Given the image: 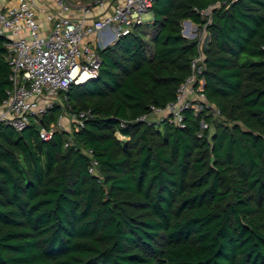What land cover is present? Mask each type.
Wrapping results in <instances>:
<instances>
[{
	"label": "trees",
	"instance_id": "16d2710c",
	"mask_svg": "<svg viewBox=\"0 0 264 264\" xmlns=\"http://www.w3.org/2000/svg\"><path fill=\"white\" fill-rule=\"evenodd\" d=\"M153 13L39 123L0 124V264H264V0H157ZM185 20L206 25L198 76L221 116L137 120L192 74L199 40L183 37ZM6 56L0 36V105ZM63 111L86 112L84 126L42 139Z\"/></svg>",
	"mask_w": 264,
	"mask_h": 264
},
{
	"label": "built area",
	"instance_id": "2783aa9c",
	"mask_svg": "<svg viewBox=\"0 0 264 264\" xmlns=\"http://www.w3.org/2000/svg\"><path fill=\"white\" fill-rule=\"evenodd\" d=\"M7 1L0 0V36L7 49L11 87L0 105V124L21 132L31 123H39L54 104H61L60 96L71 84L97 78L102 66L99 51L153 22V5L157 0H91L89 4L81 0H53L56 11L47 15L52 25L45 34L41 32L32 5L19 0L17 5L8 6ZM96 7L100 9L98 14L94 13ZM213 8L201 11L208 23ZM182 26L183 37L199 40V53L192 60V74L180 85L176 101L165 108L151 106V112L137 120L149 123L168 120L184 128V113L190 108L195 113L206 110L213 118L221 116L218 107L204 93L205 80L198 76L205 59L203 49L209 39L206 25L199 27L185 20ZM94 35L98 39L93 44L88 39ZM69 114L74 121L73 128L84 126L86 112ZM63 118L64 114L49 127L41 125V138L50 140L56 130L72 132L73 128L68 130L64 126ZM132 121H121V127H127ZM204 130H209L211 137L214 126L202 119L199 137ZM116 136L121 140L128 138L120 130ZM86 153L92 158L90 172L97 173L98 161L93 158V150Z\"/></svg>",
	"mask_w": 264,
	"mask_h": 264
},
{
	"label": "crops",
	"instance_id": "0c3cea01",
	"mask_svg": "<svg viewBox=\"0 0 264 264\" xmlns=\"http://www.w3.org/2000/svg\"><path fill=\"white\" fill-rule=\"evenodd\" d=\"M29 5H32L37 12V19L41 25V32L45 34L50 30L51 23L47 20V15L50 12H55L56 7L53 0H25ZM83 3H90L91 0H81ZM19 0H8L7 5H17ZM100 9L98 7L94 8V13L98 14ZM96 36H92L88 39L89 42L95 43Z\"/></svg>",
	"mask_w": 264,
	"mask_h": 264
},
{
	"label": "rangeland",
	"instance_id": "374dc122",
	"mask_svg": "<svg viewBox=\"0 0 264 264\" xmlns=\"http://www.w3.org/2000/svg\"><path fill=\"white\" fill-rule=\"evenodd\" d=\"M151 22V21H150ZM199 32V34L201 33V31L199 30L198 31ZM62 114H64V118H63V124H64V126L65 127H67V129L68 130H71V128H73V125H74V121L72 120V118L70 117V114H69V112H66V111H63V113ZM157 122L156 123H158L159 124V126H161V121L160 120H156Z\"/></svg>",
	"mask_w": 264,
	"mask_h": 264
},
{
	"label": "water",
	"instance_id": "95a60500",
	"mask_svg": "<svg viewBox=\"0 0 264 264\" xmlns=\"http://www.w3.org/2000/svg\"><path fill=\"white\" fill-rule=\"evenodd\" d=\"M190 21V20H189Z\"/></svg>",
	"mask_w": 264,
	"mask_h": 264
}]
</instances>
